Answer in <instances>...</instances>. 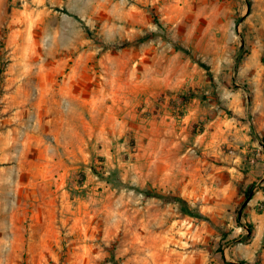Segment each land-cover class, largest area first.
Returning <instances> with one entry per match:
<instances>
[{"label": "rangeland", "instance_id": "rangeland-1", "mask_svg": "<svg viewBox=\"0 0 264 264\" xmlns=\"http://www.w3.org/2000/svg\"><path fill=\"white\" fill-rule=\"evenodd\" d=\"M0 44V264H264V0H0Z\"/></svg>", "mask_w": 264, "mask_h": 264}, {"label": "trees", "instance_id": "trees-1", "mask_svg": "<svg viewBox=\"0 0 264 264\" xmlns=\"http://www.w3.org/2000/svg\"><path fill=\"white\" fill-rule=\"evenodd\" d=\"M246 3L248 5H250V0H246ZM153 20H154L155 24L159 28L158 31H150L147 36L142 37V40L149 39L150 37L160 36L164 40L172 42V44H174V47L176 49H181L184 52L188 53L186 48L180 47V45L175 43V41H173L172 39H170L167 36V34L165 32V26H164V24L162 23V21L160 20V18L157 15H155V14L153 15ZM1 46H2V44H0V47ZM243 48H244V46L242 47V49ZM240 56H242L241 53L236 58V63L239 62V60L241 58ZM1 57L2 56L0 55V74L2 72V66H1L2 65V59H1ZM261 59H262V62L264 63V50H263V54H262ZM199 64L202 67H204L207 70V72L211 75L210 68H209V66L207 64L201 63V62H199ZM260 143H261L262 146H264V139L261 138L260 139ZM254 186H255L254 182H249L243 187L242 193L244 194L245 199L243 201H241L239 206L237 207V209H235V213H236L235 221H236L237 225H242V223L240 221L242 208H243L244 204L246 203L245 202L246 199L248 197H249V199L252 197L251 196V191H252ZM260 189H261V191L264 194V184H262L260 186ZM140 191L146 196H153V197L160 198V199H162L164 201H173V202L177 203L178 209H179L181 214L188 215V216H191V217H194V218H197V219H200V220H205V221L209 222L210 225H212L216 230L220 231L222 239L226 238V236L229 234L227 231H225L219 225H217L208 215H206L199 208L192 207L190 205V203L185 198H183L180 195H173V194H169V193L166 194V193H162V192L153 191V190H150V189H140ZM261 202L264 203V200L261 201ZM246 228H247V232L244 233V234H241L239 239H238L241 242H249L251 240L252 236H253L252 224L248 223L246 225ZM219 251H221V255H220L221 260L223 262H225V258H224L223 253H222V246L219 249ZM112 264H117L116 260L113 259V258H112ZM239 264H250V263H248L246 261H240Z\"/></svg>", "mask_w": 264, "mask_h": 264}, {"label": "crops", "instance_id": "crops-1", "mask_svg": "<svg viewBox=\"0 0 264 264\" xmlns=\"http://www.w3.org/2000/svg\"><path fill=\"white\" fill-rule=\"evenodd\" d=\"M258 200H260V212H258L257 215L260 216L259 218H260V240H261L264 233V203L261 202L264 200L263 192L261 191L260 193H257L256 195L252 196L247 202V204L254 205ZM250 216H251V220L253 221L255 217L253 215ZM240 221H241V216H240Z\"/></svg>", "mask_w": 264, "mask_h": 264}, {"label": "water", "instance_id": "water-1", "mask_svg": "<svg viewBox=\"0 0 264 264\" xmlns=\"http://www.w3.org/2000/svg\"><path fill=\"white\" fill-rule=\"evenodd\" d=\"M249 200V197L246 199V201L245 202H247Z\"/></svg>", "mask_w": 264, "mask_h": 264}]
</instances>
